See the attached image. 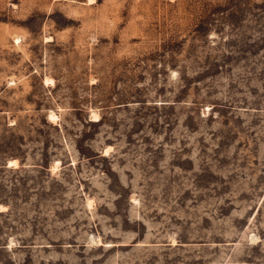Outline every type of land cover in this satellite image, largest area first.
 I'll list each match as a JSON object with an SVG mask.
<instances>
[{
    "label": "rangeland",
    "instance_id": "1",
    "mask_svg": "<svg viewBox=\"0 0 264 264\" xmlns=\"http://www.w3.org/2000/svg\"><path fill=\"white\" fill-rule=\"evenodd\" d=\"M0 264H264V0H0Z\"/></svg>",
    "mask_w": 264,
    "mask_h": 264
}]
</instances>
